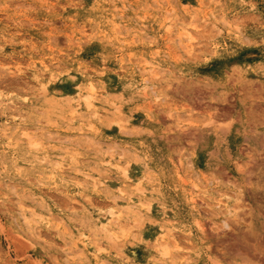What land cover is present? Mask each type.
<instances>
[{"label": "rangeland", "instance_id": "obj_1", "mask_svg": "<svg viewBox=\"0 0 264 264\" xmlns=\"http://www.w3.org/2000/svg\"><path fill=\"white\" fill-rule=\"evenodd\" d=\"M14 117L30 138L0 132V264H161L167 231L169 264H264V0H0Z\"/></svg>", "mask_w": 264, "mask_h": 264}, {"label": "bare ground", "instance_id": "obj_2", "mask_svg": "<svg viewBox=\"0 0 264 264\" xmlns=\"http://www.w3.org/2000/svg\"><path fill=\"white\" fill-rule=\"evenodd\" d=\"M169 1H172V0H169ZM123 11V10H122ZM166 15H167V12H166ZM165 15V16H166ZM181 15V14H180ZM120 16V15H119ZM122 16H124V15H121L120 17H122ZM118 17V16H117ZM119 17V18H120ZM126 17V16H125ZM167 17H168V19H169V16L167 15ZM193 17V16H192ZM114 18V17H113ZM228 20V19H227ZM229 23V22H228ZM227 22H226V20L225 21H222V22H220L219 23V25H222V26H227V25H230V24H228ZM118 25H120V24H118ZM144 26V25H143ZM117 27V26H116ZM170 27H171V33H174L176 30H177V33H178V40L179 41H181V42H183L184 41V39H186V40H192L193 39V36H192V29H190V28H187V27H183L182 26V24H177V25H172V24H170ZM136 28V27H135ZM117 30V32L119 33L120 32V29H119V27H117L116 28ZM131 29V28H130ZM195 29V28H194ZM141 32L143 31V30H140ZM140 31H138V32H140ZM140 32V33H141ZM171 36V35H170ZM194 49H191V51H193ZM158 54V53H157ZM139 59V58H138ZM155 61V62H154ZM124 62V61H123ZM126 62V61H125ZM130 62H132V59L130 60ZM149 63V64H148ZM147 63V66H145L144 67V71L145 72H143L144 74H152L155 70H157V69H160L161 67H160V65L158 64L159 62H158V58L156 59L155 58V60H153V63H150V62H148ZM82 65V64H81ZM132 65H133V62H132ZM141 65V64H140ZM134 66V65H133ZM137 66V65H136ZM123 67V66H122ZM168 68V67H167ZM162 69V68H161ZM168 70V69H167ZM134 71H136V68H134L133 69V72H131V74L134 76ZM169 71V70H168ZM170 72V71H169ZM88 74V72H87V66H84V72H83V75L84 74ZM104 73V72H103ZM102 73V74H103ZM93 74V73H92ZM96 74V73H95ZM143 76V75H142ZM85 81H86V83H87V85H86V87H85V89H86V94H84V97H85V100H86V104L88 105V107L89 108H92V107H94L95 105H96V102L98 101V95H99V87H98V85H97V81H96V76L95 75H91L90 77H88V76H85ZM99 81V80H98ZM149 80L147 79L145 82L147 83ZM38 83L39 84H43V82H42V80H38ZM48 86L46 85V86H43V88H42V90H44V88H47ZM46 91V90H45ZM153 90H151V92H152ZM155 91V90H154ZM84 100V99H83ZM84 100V101H85ZM71 101V100H70ZM3 107V106H2ZM169 108V107H168ZM168 110V109H167ZM170 117H172V119L174 120V122H176V123H178L179 121H180V119L183 117V116H181V114H179L178 112H174L173 110H170ZM76 116H78V115H76ZM92 116L94 117V118H97L99 115H98V112L97 111H95L94 113H92ZM123 119V118H122ZM119 121V120H118ZM121 122H122V120H121ZM14 124L13 126H12V124ZM37 123V122H36ZM179 125H177V127H178ZM38 127V126H37ZM180 127V126H179ZM121 128V127H120ZM124 128V127H123ZM22 127H21V122H20V120L17 118V117H14L13 119H12V122H9L8 124H6V125H4V126H0V132H3V134L5 135V136H8V135H11V136H13V135H16V136H19L20 135V137H22L23 138V136L26 138V137H29L30 138V136H29V134H27L25 131V133L22 131ZM39 130H41V131H44V128L43 127H39ZM139 131V130H138ZM35 137V136H34ZM49 137V136H48ZM33 138V137H32ZM21 140H23V139H21ZM36 142L34 141V144H35ZM38 143V142H37ZM97 143V142H96ZM32 146V148L33 147H35L36 145H33V144H31ZM98 145V144H97ZM37 147H39V145L37 146ZM36 148V147H35ZM111 150V149H110ZM138 157V156H137ZM135 162V161H134ZM109 165H111V163L108 161L107 162ZM184 165L185 164H183L182 166L184 167ZM123 172H124V176L126 177V179H128V176H127V173H126V171L125 170H123ZM83 176L84 177H86V178H90V180H93L94 181V183H96V184H94V185H96V187L98 186V185H103V184H105L104 182H102V180L100 181L99 179H97L96 177H94V176H91L90 174H88V173H83ZM93 185V186H94ZM194 186H196L197 188L199 187V185H197V184H194ZM138 191H141L142 192V190H145V189H137ZM119 192H120V195L119 196H117V199H119V200H128V201H130V202H133L134 201V196H135V194H133V193H128L127 191H125V190H123V189H121V190H119ZM215 196H216V194L215 193H213V192H207L205 195H204V197H203V200L205 201V200H210V201H217L218 202V204H221L222 202V200H217V198H215ZM115 199V198H114ZM76 201V200H75ZM206 202V201H205ZM194 204H196L197 205V201H195L194 202ZM207 204H209V203H207ZM217 205V204H216ZM131 207H133V205H130L129 207H127V209H130ZM149 207H150V204H149ZM222 207V206H221ZM123 209V208H122ZM138 211V210H137ZM136 211V212H137ZM148 211H150V208H148ZM135 212V211H134ZM110 213V216H111V218L113 219V218H115V216L117 215V213H115V212H109ZM141 213V212H140ZM229 214H230V211H229ZM21 216V215H20ZM119 216V215H118ZM142 216V215H141ZM135 219V218H134ZM142 220V219H141ZM138 221V220H137ZM136 221V222H137ZM151 221V220H150ZM112 222V221H111ZM113 222H115V221H113ZM142 222V221H141ZM138 224H140V223H138ZM143 224H141V226H142ZM115 226H116V224H115ZM138 226V225H137ZM140 226V225H139ZM226 226H228V225H226ZM109 227H110V225H107V226H105L104 228H103V231L102 232H105V233H108V232H110V229H109ZM120 227V226H119ZM122 227V226H121ZM124 228V227H123ZM101 229V228H100ZM128 231V230H127ZM126 231V232H127ZM125 232V231H124ZM171 231H167L166 232V234L163 236L164 237V239L167 241V243L166 244H164V245H166V246H164L163 245V243H165L164 241H163V239L161 240V241H163V242H161L160 240L158 241V244H159V246H157V247H160L161 248V250H160V253H161V264H169V259H172L173 258V255L169 252V246H170V244H171V240H169L167 237L168 236H170L171 235ZM173 235V234H172ZM113 236V235H112ZM115 236V235H114ZM136 236V235H135ZM111 237V236H110ZM111 238H114V237H111ZM135 239V238H134ZM174 241H175V239H174ZM175 243H176V241H175ZM164 246V247H163ZM113 247V246H112ZM177 247L178 248H182V247H180V244H179V242L177 241ZM118 248H119V246H118ZM117 248V249H118ZM120 254V253H119ZM178 257V256H177ZM155 260V259H154ZM185 260V259H184ZM191 261V260H190ZM182 264H189V260L188 259H186Z\"/></svg>", "mask_w": 264, "mask_h": 264}]
</instances>
